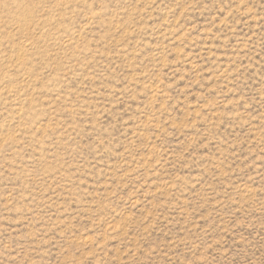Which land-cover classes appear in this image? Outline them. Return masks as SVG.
I'll return each instance as SVG.
<instances>
[{"label": "rangeland", "instance_id": "1", "mask_svg": "<svg viewBox=\"0 0 264 264\" xmlns=\"http://www.w3.org/2000/svg\"><path fill=\"white\" fill-rule=\"evenodd\" d=\"M0 264H264V0H0Z\"/></svg>", "mask_w": 264, "mask_h": 264}]
</instances>
